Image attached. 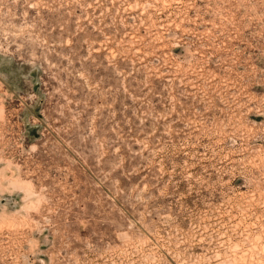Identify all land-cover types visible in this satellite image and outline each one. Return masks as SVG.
Masks as SVG:
<instances>
[{
	"label": "rangeland",
	"instance_id": "rangeland-1",
	"mask_svg": "<svg viewBox=\"0 0 264 264\" xmlns=\"http://www.w3.org/2000/svg\"><path fill=\"white\" fill-rule=\"evenodd\" d=\"M0 264H264V0H0Z\"/></svg>",
	"mask_w": 264,
	"mask_h": 264
},
{
	"label": "built area",
	"instance_id": "built-area-1",
	"mask_svg": "<svg viewBox=\"0 0 264 264\" xmlns=\"http://www.w3.org/2000/svg\"><path fill=\"white\" fill-rule=\"evenodd\" d=\"M17 116L12 117L11 121L9 123H7V125L9 126V130L7 131V133L9 135H6L7 138H9L10 140L13 138V141H11L12 143H14V140L17 141H21V139L24 137L23 136V126L22 123L18 121V119L16 118ZM8 121V119H7ZM14 135H16L14 137ZM19 144V143H18Z\"/></svg>",
	"mask_w": 264,
	"mask_h": 264
}]
</instances>
